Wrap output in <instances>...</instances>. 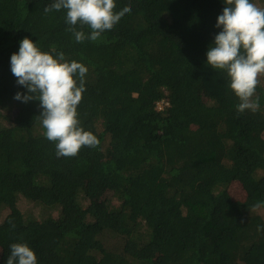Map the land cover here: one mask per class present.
<instances>
[{"label":"trees","instance_id":"16d2710c","mask_svg":"<svg viewBox=\"0 0 264 264\" xmlns=\"http://www.w3.org/2000/svg\"><path fill=\"white\" fill-rule=\"evenodd\" d=\"M51 2L0 0V264L20 242L37 264H264V209L251 211L264 201V87L259 109L238 113L207 65L224 0H114L131 11L81 43ZM25 37L88 68L77 111L96 148L58 158L39 102L14 99L28 94L10 68Z\"/></svg>","mask_w":264,"mask_h":264},{"label":"clouds","instance_id":"9594fccd","mask_svg":"<svg viewBox=\"0 0 264 264\" xmlns=\"http://www.w3.org/2000/svg\"><path fill=\"white\" fill-rule=\"evenodd\" d=\"M224 3L216 23L222 30L206 52L207 65L226 73L228 88L239 101L238 113L256 112L259 101L253 97L264 76V7L252 0H224ZM115 8L114 0H52L44 11L64 10L67 31L81 43L86 39L96 41L131 11L130 5L118 12ZM85 27L91 30L90 34L85 33ZM10 68L17 84L28 93L18 92L14 99L23 103L39 102L42 111L36 118L44 129V137L55 144L58 158L75 157L83 147L98 146L97 137L86 131L78 119L77 108L86 90L88 72L84 64L67 60L55 47L51 52L41 51L25 37L20 41L18 53L11 55ZM261 209L264 201L253 204L251 211ZM6 264H37V257L26 243H13Z\"/></svg>","mask_w":264,"mask_h":264},{"label":"rangeland","instance_id":"374dc122","mask_svg":"<svg viewBox=\"0 0 264 264\" xmlns=\"http://www.w3.org/2000/svg\"><path fill=\"white\" fill-rule=\"evenodd\" d=\"M254 3H256L257 4V6H259V7H261L263 4L262 3H260V1L259 0H255V2ZM261 82H262V86L264 87V76H262L261 77ZM159 105V104H158ZM159 108H160V106H159ZM5 109H3L2 110V113L4 114V115H7V113L8 114H10V116L13 114V108H9L8 110L6 109V111H4ZM7 112V113H6ZM0 123H1V125H2V123H3V121H2V119L0 120ZM263 136H264V134H263ZM229 193L232 195V198L235 200H243L244 198H245V193H244V190L242 189V186L240 185V184H234V185H232L231 187H230V189H229ZM107 195H109V194H107ZM105 196V198H106V200H108L109 201V197L108 196ZM30 207V206H29ZM36 213V215H38L39 213L38 212H35Z\"/></svg>","mask_w":264,"mask_h":264}]
</instances>
